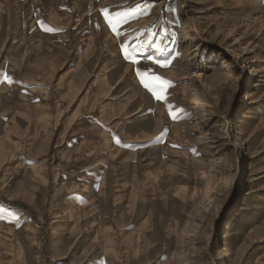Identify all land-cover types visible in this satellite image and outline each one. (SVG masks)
<instances>
[{"label": "rangeland", "instance_id": "1", "mask_svg": "<svg viewBox=\"0 0 264 264\" xmlns=\"http://www.w3.org/2000/svg\"><path fill=\"white\" fill-rule=\"evenodd\" d=\"M0 264H264V0H0Z\"/></svg>", "mask_w": 264, "mask_h": 264}, {"label": "snow or ice", "instance_id": "2", "mask_svg": "<svg viewBox=\"0 0 264 264\" xmlns=\"http://www.w3.org/2000/svg\"><path fill=\"white\" fill-rule=\"evenodd\" d=\"M112 30H113V31H116L115 25L112 26ZM152 82H153V83L160 84V85H167V81H163V80H161L159 77H154ZM142 83H144V86H145L146 88L149 87V83H148L147 81H143V80H142ZM156 98H157L158 100L163 99V97H162V96H159V95H157Z\"/></svg>", "mask_w": 264, "mask_h": 264}]
</instances>
